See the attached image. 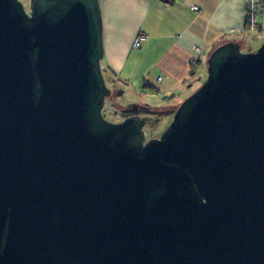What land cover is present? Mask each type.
<instances>
[{"label":"water","instance_id":"water-1","mask_svg":"<svg viewBox=\"0 0 264 264\" xmlns=\"http://www.w3.org/2000/svg\"><path fill=\"white\" fill-rule=\"evenodd\" d=\"M0 0V264H61L50 0Z\"/></svg>","mask_w":264,"mask_h":264},{"label":"rangeland","instance_id":"rangeland-1","mask_svg":"<svg viewBox=\"0 0 264 264\" xmlns=\"http://www.w3.org/2000/svg\"><path fill=\"white\" fill-rule=\"evenodd\" d=\"M23 4L26 6L28 12H31L32 9V0H22Z\"/></svg>","mask_w":264,"mask_h":264}]
</instances>
